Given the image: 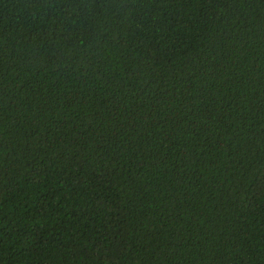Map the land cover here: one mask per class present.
<instances>
[{
    "label": "trees",
    "instance_id": "trees-1",
    "mask_svg": "<svg viewBox=\"0 0 264 264\" xmlns=\"http://www.w3.org/2000/svg\"><path fill=\"white\" fill-rule=\"evenodd\" d=\"M0 264H264V0H0Z\"/></svg>",
    "mask_w": 264,
    "mask_h": 264
}]
</instances>
